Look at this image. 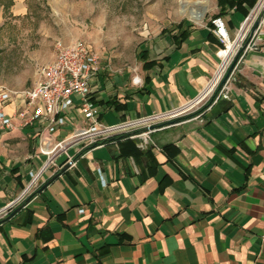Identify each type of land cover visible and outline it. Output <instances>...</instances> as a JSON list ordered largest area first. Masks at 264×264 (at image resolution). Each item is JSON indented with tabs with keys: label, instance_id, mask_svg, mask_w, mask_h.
<instances>
[{
	"label": "crops",
	"instance_id": "0c3cea01",
	"mask_svg": "<svg viewBox=\"0 0 264 264\" xmlns=\"http://www.w3.org/2000/svg\"><path fill=\"white\" fill-rule=\"evenodd\" d=\"M252 8L223 6L232 35ZM211 19L150 37L134 65L101 64L90 94L100 120L148 118L130 132H147L149 146L118 135L72 147L75 166L60 155L15 208L25 205L0 218V264H264V24L227 86V109L153 121L207 99L223 48ZM74 108L53 132L40 121L0 130V209L44 163L43 138L86 125Z\"/></svg>",
	"mask_w": 264,
	"mask_h": 264
},
{
	"label": "rangeland",
	"instance_id": "374dc122",
	"mask_svg": "<svg viewBox=\"0 0 264 264\" xmlns=\"http://www.w3.org/2000/svg\"><path fill=\"white\" fill-rule=\"evenodd\" d=\"M15 1L0 0V85L17 92L35 85L41 69L54 60L58 40L85 41L98 53L104 72L110 73L117 66L140 62L145 42L164 29L201 26L220 12L219 0H26L27 12L18 14ZM204 7L202 21L190 15L191 9ZM257 21L264 24V6L251 30ZM239 64H232L230 74ZM215 98L209 95L190 112L206 106L207 113Z\"/></svg>",
	"mask_w": 264,
	"mask_h": 264
},
{
	"label": "built area",
	"instance_id": "2783aa9c",
	"mask_svg": "<svg viewBox=\"0 0 264 264\" xmlns=\"http://www.w3.org/2000/svg\"><path fill=\"white\" fill-rule=\"evenodd\" d=\"M253 8L250 9L244 22L234 35L230 33L227 21L223 16L219 15L211 19L214 33L223 44V48L219 52L222 62L216 74L210 80L207 91L208 97L209 95L216 97L208 110L223 97H227V86L233 74L229 75L220 90L219 83L225 78L229 66L234 62H237L238 65L244 54L256 47V39L261 35L259 31L262 23L260 21H257L259 24L255 31H253L254 28L251 30L250 27L246 35L243 38L241 37L245 26L251 23L250 16ZM249 31L250 35L248 34ZM231 46H233L232 51L230 50ZM223 52L228 53L223 54ZM101 69L98 53L85 41L67 44L62 40H58L55 43L54 60L41 69L39 78L32 88L17 92L0 85V130H13L40 121L47 126L49 131L53 132L58 125L66 122V115L73 106H75L74 110L78 115L86 122V125L76 129L72 135L54 144L48 138L42 139V145L39 149L40 153L46 155L44 163L37 170L31 171V179L23 193L5 208L0 209V218L10 214L16 209L15 206L40 186L44 172L55 164V160L60 155L66 154L65 164L70 167L75 166L74 157L69 154L72 147L81 144L83 146L98 145L123 133H130L132 137H141V147L148 146L147 132L140 134L130 132L136 125L146 123L149 120L148 118L123 121L116 124H106L100 120V109L93 104L90 94L92 81L98 76ZM200 101L201 99L195 100L191 102V106L188 108L176 110L165 116H156L153 121H162L160 120L162 118L182 115L192 107H196ZM9 103L16 105L15 112L12 115L5 111V106ZM21 205L24 206L25 204Z\"/></svg>",
	"mask_w": 264,
	"mask_h": 264
},
{
	"label": "bare ground",
	"instance_id": "6f19581e",
	"mask_svg": "<svg viewBox=\"0 0 264 264\" xmlns=\"http://www.w3.org/2000/svg\"><path fill=\"white\" fill-rule=\"evenodd\" d=\"M264 6V0H259V2L257 3V5L253 8L252 10V14L250 16V19H251V23H248L247 26H245V30L242 32L241 34V37L243 38L247 31L250 29L249 27L255 22L256 20V17L257 15L259 14L260 10L262 9V7ZM207 9L204 7L203 9H197V8H194V9H191L190 10V15L199 20V21H202L205 13H206ZM233 49V46H231V51ZM228 52H223V54H227ZM229 61V60H227Z\"/></svg>",
	"mask_w": 264,
	"mask_h": 264
},
{
	"label": "water",
	"instance_id": "95a60500",
	"mask_svg": "<svg viewBox=\"0 0 264 264\" xmlns=\"http://www.w3.org/2000/svg\"><path fill=\"white\" fill-rule=\"evenodd\" d=\"M258 24H259L258 22L255 24L253 31L256 30ZM232 69H233V65L230 67V70H229L227 76L230 74V72H231ZM228 106H229V99L227 97H223L213 108H211L207 113H205V116L204 117L205 118H213V117L219 115L220 113H222L225 109L228 108ZM22 207H23V205L19 206L15 210H13L9 214V217L13 216Z\"/></svg>",
	"mask_w": 264,
	"mask_h": 264
},
{
	"label": "trees",
	"instance_id": "16d2710c",
	"mask_svg": "<svg viewBox=\"0 0 264 264\" xmlns=\"http://www.w3.org/2000/svg\"><path fill=\"white\" fill-rule=\"evenodd\" d=\"M258 0H219V5L221 7V12L219 13V15L222 13V9H223V6L225 4H232V5H235L236 7L238 8H242L244 3H247L249 6L251 7H254L255 4L257 3ZM176 28L178 29H181L182 28V25H177ZM187 31H183L182 33L185 34ZM142 58V57H141ZM206 109V106L201 108L200 110H198L197 112H194L188 116H184V117H192L196 114H200V113H203L204 110ZM183 117V118H184ZM131 134L130 133H127V134H123L124 137H129Z\"/></svg>",
	"mask_w": 264,
	"mask_h": 264
}]
</instances>
